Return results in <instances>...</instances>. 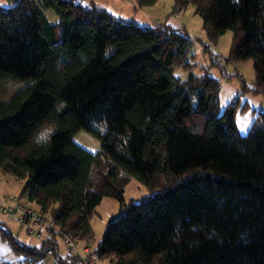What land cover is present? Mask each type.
Listing matches in <instances>:
<instances>
[{"label":"trees","instance_id":"obj_1","mask_svg":"<svg viewBox=\"0 0 264 264\" xmlns=\"http://www.w3.org/2000/svg\"><path fill=\"white\" fill-rule=\"evenodd\" d=\"M188 5L210 43L228 30L232 39L226 57L204 46V73L184 80L173 70L193 43L185 30L141 26L95 2L0 6V85L24 83L0 100V172L25 180L27 201L88 246L96 206L117 200L121 216L90 246L110 264H264V112L241 134L237 100L220 113L208 70L251 59L254 87L243 88L264 94V0H174L173 11ZM81 130L97 152L74 142ZM131 178L149 195L126 200ZM0 235L23 264L49 254L72 264L55 232L39 245L7 226Z\"/></svg>","mask_w":264,"mask_h":264},{"label":"rangeland","instance_id":"obj_2","mask_svg":"<svg viewBox=\"0 0 264 264\" xmlns=\"http://www.w3.org/2000/svg\"><path fill=\"white\" fill-rule=\"evenodd\" d=\"M88 4L90 1L107 7L118 16L126 20H134L141 26L152 27L159 24H166L171 28L185 30L187 35L193 40L192 46L182 63L176 64L173 73L184 80L190 72L197 75L204 73L206 63L209 61V52L204 51V46L212 53H217L221 57L229 54L232 31H226L216 43L207 40L206 32L203 29L201 17L195 13L194 6L188 5L180 12H174V0H156L152 5L140 6L136 0H76ZM18 0H0V6L12 7ZM48 20L52 23L58 22L57 15L50 9L45 11ZM222 67L210 66L209 73L219 79V111H224L231 101H236L235 120L241 134H246L252 123L260 112H264V94L255 93L251 89H244L243 84L254 87L255 73L252 60H240L232 63L221 62ZM244 81V83H243ZM24 85L19 81H5L0 85V100H7L19 87ZM75 143L90 152H97L100 149V141L86 131H79L73 137ZM25 180H17L13 176L0 172V194H14L30 206L39 209L34 203L27 201V194H21L25 186ZM9 192V193H7ZM148 188L135 178H131L125 186L124 197L126 200L135 201L149 195ZM117 200L111 197H104L100 204L96 206V212L92 215L90 223L94 231L92 245L103 238L106 224L109 219L114 218L120 211ZM0 225L7 226L30 245H39L43 237L25 234L20 230L17 222L0 212ZM47 237V236H46ZM59 254L65 256L73 253L68 249L65 239L57 235ZM75 240V239H74ZM78 246H87L82 241L75 240ZM92 245H90L92 247ZM0 264H23L22 257L11 250L9 245L2 240L0 235ZM39 264H60L54 255H47ZM97 264H110L107 259H100Z\"/></svg>","mask_w":264,"mask_h":264},{"label":"built area","instance_id":"obj_3","mask_svg":"<svg viewBox=\"0 0 264 264\" xmlns=\"http://www.w3.org/2000/svg\"><path fill=\"white\" fill-rule=\"evenodd\" d=\"M0 212L15 220L25 234L46 238L50 232L65 239L68 249L73 250L72 264H97V252L90 246H78L75 240L60 230L55 220L47 213L30 206L14 194H0Z\"/></svg>","mask_w":264,"mask_h":264},{"label":"water","instance_id":"obj_4","mask_svg":"<svg viewBox=\"0 0 264 264\" xmlns=\"http://www.w3.org/2000/svg\"><path fill=\"white\" fill-rule=\"evenodd\" d=\"M122 210L119 211L118 215L114 217L115 220H117L121 216Z\"/></svg>","mask_w":264,"mask_h":264},{"label":"crops","instance_id":"obj_5","mask_svg":"<svg viewBox=\"0 0 264 264\" xmlns=\"http://www.w3.org/2000/svg\"><path fill=\"white\" fill-rule=\"evenodd\" d=\"M90 2H92V1H90ZM104 8H106L109 12H111V13H113L114 14V12H112L111 10H109L107 7H104ZM116 15V14H115ZM116 16H118V15H116ZM120 17H122V16H120ZM123 18V17H122ZM140 25V24H139ZM7 193H9V192H7ZM19 237V236H18Z\"/></svg>","mask_w":264,"mask_h":264}]
</instances>
